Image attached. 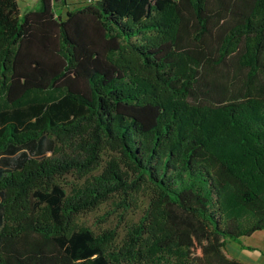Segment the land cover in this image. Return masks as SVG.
I'll return each instance as SVG.
<instances>
[{
  "label": "trees",
  "instance_id": "trees-1",
  "mask_svg": "<svg viewBox=\"0 0 264 264\" xmlns=\"http://www.w3.org/2000/svg\"><path fill=\"white\" fill-rule=\"evenodd\" d=\"M55 2L0 0V264H247L264 0Z\"/></svg>",
  "mask_w": 264,
  "mask_h": 264
},
{
  "label": "rangeland",
  "instance_id": "rangeland-1",
  "mask_svg": "<svg viewBox=\"0 0 264 264\" xmlns=\"http://www.w3.org/2000/svg\"><path fill=\"white\" fill-rule=\"evenodd\" d=\"M29 5L34 4L35 5V0H28ZM73 1H86V0H68V3L71 4ZM25 1L24 0H20V7H21V11L24 13L25 9H26V5H25ZM38 6V4L36 5V7ZM57 7V6H56ZM58 8V7H57ZM241 242H243L244 244L248 245L247 247H251L252 249H249L246 247L244 254L248 255L249 257H262L264 255V231H258L256 233H254L251 237H244L241 239ZM236 246L239 249H241V245H238V242H231V245L233 247ZM232 253H235L234 249L231 248ZM239 253V252H238ZM237 253V254H238Z\"/></svg>",
  "mask_w": 264,
  "mask_h": 264
},
{
  "label": "crops",
  "instance_id": "crops-1",
  "mask_svg": "<svg viewBox=\"0 0 264 264\" xmlns=\"http://www.w3.org/2000/svg\"><path fill=\"white\" fill-rule=\"evenodd\" d=\"M26 3V9H29V8H35L36 5L38 4V0H35V5L31 3V5H29V2L28 0H24ZM80 2H83V1H73L71 4L68 3V0H56L55 2V8L57 10V13L61 14L62 16H64L67 12L68 9L72 8L73 6H75L76 4L80 3ZM58 8H57V7ZM258 232V231H257ZM256 233V232H255ZM252 236V235H251ZM250 236V237H251ZM240 243H238L239 245ZM231 243L229 244V251L232 255L236 256L237 258H239L240 260L244 261L245 263L247 264H264V255L262 257H249L248 255L244 254L243 251H245L246 247L248 245L244 244L243 242L240 244L241 246V249H239L238 247L234 246H230ZM231 248L234 249L235 253H232L231 251ZM239 252V253H238ZM238 253V254H237Z\"/></svg>",
  "mask_w": 264,
  "mask_h": 264
}]
</instances>
